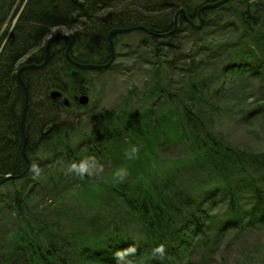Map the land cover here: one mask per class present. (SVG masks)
<instances>
[{"label": "trees", "instance_id": "trees-1", "mask_svg": "<svg viewBox=\"0 0 264 264\" xmlns=\"http://www.w3.org/2000/svg\"><path fill=\"white\" fill-rule=\"evenodd\" d=\"M217 1L0 0V180L27 169L18 71L43 62L53 30L75 31L72 56L102 65L111 30L165 34L181 9L198 24L199 9ZM201 16L197 30L180 14V31L168 38L142 30L114 36L115 51L124 53L107 69L75 70L65 57L68 41L59 40L44 68L22 73L31 167L0 186V264H116V253L132 246V264H193L198 252L202 260L216 256L229 235H264V151L238 147L212 129L222 100L242 96L251 81L264 90V0L230 1ZM128 61L153 69V84L137 102L134 88L113 111L98 113L94 104L65 108L50 97L54 90L87 93L94 72ZM252 99L249 114L264 112V97ZM72 109L79 117L64 121ZM167 146L181 149L162 158ZM82 160L109 173L95 179L68 171ZM120 168L128 172L123 182L114 176ZM72 191L87 194L88 203L68 204ZM161 244L166 253L154 258Z\"/></svg>", "mask_w": 264, "mask_h": 264}, {"label": "rangeland", "instance_id": "rangeland-1", "mask_svg": "<svg viewBox=\"0 0 264 264\" xmlns=\"http://www.w3.org/2000/svg\"><path fill=\"white\" fill-rule=\"evenodd\" d=\"M224 11L227 14L229 13V16L232 14L230 6H226ZM74 32L67 28H58L53 30L47 39L56 35L72 36ZM116 53L121 54L124 52L117 48ZM152 70V68L145 65H135V61H128L125 66H117L112 70L103 72H94L91 75V80L94 81V87L91 91L86 93L81 90H72L71 93L65 95L72 100L73 105L75 104V97L87 96L91 105L94 104L92 112L98 113L102 108L113 111L122 103L125 97L129 96L131 88L136 89L134 100L131 99V101L137 102L141 99L142 92L153 84ZM207 70L213 71V65L208 67ZM167 74L168 71L165 72V76ZM180 77L185 78L184 74H180ZM261 86L259 83L251 81L249 88L248 86L245 88L246 92H242V96L241 93L240 96L236 94L233 100L231 98L228 99L230 101L222 100L220 105H216L217 111L212 119V129L216 135L238 147L255 152L264 151V112L255 113L253 116L249 114L255 105L252 96L254 98L264 97V90ZM77 114L78 112L72 109L64 112L62 119L67 122H75L79 117ZM180 149L181 147L174 149L167 146L162 150L161 156L162 158L169 157ZM98 166L102 168V171H99ZM98 166L94 164L89 166L96 174L88 177L97 179L109 173L106 166ZM88 196L90 197V195ZM81 201V205L88 203L87 194L85 196L72 191L71 195H68V204L75 206L77 202L80 203ZM246 233L244 236L236 237L233 234L229 235L230 240L218 249L216 256L207 258L208 260H202L200 252L196 253L193 264H264V235L257 230L247 231ZM256 254L259 256L257 259L254 257Z\"/></svg>", "mask_w": 264, "mask_h": 264}, {"label": "water", "instance_id": "water-1", "mask_svg": "<svg viewBox=\"0 0 264 264\" xmlns=\"http://www.w3.org/2000/svg\"><path fill=\"white\" fill-rule=\"evenodd\" d=\"M230 1H235V0H219L217 2H213V3H207L204 4L198 11V15H199V23L196 24L195 22H193L187 12L185 11V9H181L175 16L174 19V28L165 34H159V33H153L150 30H148L146 27L144 26H139L136 28H115L113 30H111V32L109 33V42H110V59L106 64L103 65H98V64H83L78 62L77 60H75L73 58V56L71 55V49L73 47V38L72 36L69 35H56V36H52L49 39H47V42L45 44V53H44V60L41 64H36V63H27L22 65L19 68L18 71V76L20 78L21 84L25 90V105H24V109H23V114H22V119H21V131H22V135H23V148H22V152H23V156L26 158L27 162H28V166L27 169L20 175L17 176H12V175H8L4 178H2L0 180V186L5 184L7 181L9 180H13V179H20L22 178L26 172L30 169L31 167V161L29 160V158L27 157L26 154V146H27V142H28V137L26 135V131H25V121H26V116H27V108H28V100H29V94H28V88L26 87L25 83L22 80V73L28 70H33V69H42L44 68L49 61L52 58V48H53V44L56 41L59 40H67L68 41V46L66 47V59L68 61V63L73 66L75 68V70H83V71H95V70H102V69H107L109 68L116 60V51H115V45L113 42V37L116 35H120V34H126V33H133L137 30H142L147 32L150 35L153 36H158L161 38H168L171 35H174L176 33H178L180 31L181 28V23H180V14H183L185 20L191 25L193 26L195 29L197 30H201L204 27L205 24V20L204 18H202V13L206 10H212V9H217L223 5H225L226 3L230 2ZM77 71H74L73 74H75ZM50 97L52 100H54L55 102L61 104L62 106L68 108L71 106L70 100L68 97H66V95L60 91H51L50 92ZM76 101H78L79 104L81 105H87L89 103V98L87 96H82L81 98L78 97L76 98Z\"/></svg>", "mask_w": 264, "mask_h": 264}, {"label": "clouds", "instance_id": "clouds-1", "mask_svg": "<svg viewBox=\"0 0 264 264\" xmlns=\"http://www.w3.org/2000/svg\"><path fill=\"white\" fill-rule=\"evenodd\" d=\"M139 149L138 148H132V152L138 153ZM128 155L129 159L135 158L133 155ZM68 171L70 173H74L75 175L83 178L84 176H91L96 174L90 167H89V161L87 160H82L80 162H73L69 168ZM99 171H102V168L99 169ZM128 175L127 169L125 168H120L118 169L115 173L114 176L116 177L118 182H123ZM135 247L132 246L126 250H122L118 253H116V264H132L131 260L128 259V257L132 256L135 254ZM166 253V248L163 244L155 247L153 249L152 255L154 258H163V256Z\"/></svg>", "mask_w": 264, "mask_h": 264}, {"label": "bare ground", "instance_id": "bare-ground-1", "mask_svg": "<svg viewBox=\"0 0 264 264\" xmlns=\"http://www.w3.org/2000/svg\"><path fill=\"white\" fill-rule=\"evenodd\" d=\"M71 55H72V54H71ZM65 57H66V50H65ZM73 58H74V57H73ZM74 59H75V58H74ZM75 60H76V59H75ZM23 65H24V64H23ZM98 65H100V64H98ZM102 65H103V64H102ZM112 65H113V64H112ZM112 65H111V66H112ZM21 66H22V65H21ZM111 66H110V67H111ZM95 71H96V70H95ZM64 94H66V93H64ZM76 98H78V97H76ZM76 98H74V100H75V104H74V105H73V103H72V100L69 99V100H70V103H71V106L68 107V108L74 107V106H76V105H81V104L78 103V101H76ZM89 103H90V101H89ZM89 103H88V104H89ZM81 106H84V105H81ZM65 108H66V107H65Z\"/></svg>", "mask_w": 264, "mask_h": 264}, {"label": "flooded vegetation", "instance_id": "flooded-vegetation-1", "mask_svg": "<svg viewBox=\"0 0 264 264\" xmlns=\"http://www.w3.org/2000/svg\"><path fill=\"white\" fill-rule=\"evenodd\" d=\"M74 90H77V89H74ZM78 91V90H77ZM75 95V94H74ZM76 98V97H75Z\"/></svg>", "mask_w": 264, "mask_h": 264}]
</instances>
